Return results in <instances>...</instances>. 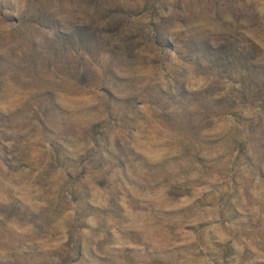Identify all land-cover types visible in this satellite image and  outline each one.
<instances>
[{
    "label": "rangeland",
    "instance_id": "obj_1",
    "mask_svg": "<svg viewBox=\"0 0 264 264\" xmlns=\"http://www.w3.org/2000/svg\"><path fill=\"white\" fill-rule=\"evenodd\" d=\"M0 264H264V0H0Z\"/></svg>",
    "mask_w": 264,
    "mask_h": 264
}]
</instances>
